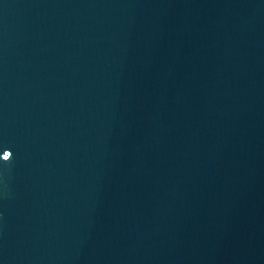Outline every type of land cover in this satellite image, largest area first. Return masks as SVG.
<instances>
[{"label": "water", "instance_id": "water-1", "mask_svg": "<svg viewBox=\"0 0 264 264\" xmlns=\"http://www.w3.org/2000/svg\"><path fill=\"white\" fill-rule=\"evenodd\" d=\"M0 264H264V0H0Z\"/></svg>", "mask_w": 264, "mask_h": 264}, {"label": "snow or ice", "instance_id": "snow-or-ice-1", "mask_svg": "<svg viewBox=\"0 0 264 264\" xmlns=\"http://www.w3.org/2000/svg\"><path fill=\"white\" fill-rule=\"evenodd\" d=\"M12 156V153L11 152H7L5 153V151L3 152V160L4 161H8L10 159V157Z\"/></svg>", "mask_w": 264, "mask_h": 264}]
</instances>
